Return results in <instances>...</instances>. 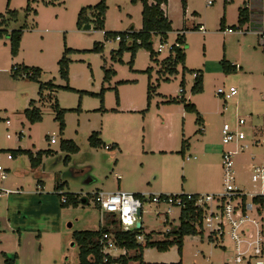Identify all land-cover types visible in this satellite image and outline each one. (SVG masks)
Here are the masks:
<instances>
[{
	"label": "rangeland",
	"instance_id": "obj_1",
	"mask_svg": "<svg viewBox=\"0 0 264 264\" xmlns=\"http://www.w3.org/2000/svg\"><path fill=\"white\" fill-rule=\"evenodd\" d=\"M100 1L0 0L4 27L9 31L25 27L21 54L16 58L12 57L9 38L0 39V165L7 175L3 182L0 179V186L17 190H0V264H7L2 251L15 260L14 264H76L80 249L73 233L97 230L108 222L107 217L102 220L95 202L94 193L99 190L144 194L143 234L152 233L155 240L164 239L165 233L179 224L180 208L173 206L168 211L167 204H158L151 196L221 192L224 189L222 151L231 147L222 141V126L224 123L233 126L238 118L247 121L241 130L246 134L244 143L248 146L236 156V183L247 191L264 193V180L253 182L249 168L252 163L264 165V130L261 131V127L264 129V45L255 30L238 32L240 27L251 24L250 20L244 24L239 21L242 0H212V4H208L209 0H187V7L182 0H168L164 7L173 30L158 57L168 56V45L185 29L186 61L178 66L176 74L164 71L160 74V65L151 60L150 51L144 48L132 63L129 51L121 61L115 55L119 41L106 39L103 29L95 24L91 30L84 28L86 24L79 28L80 13L85 10L89 14L91 7ZM106 4L104 30L142 27V3L106 0ZM10 10H17V15L13 16ZM224 18L226 26L222 28ZM199 23L205 26V32L194 28ZM225 27L236 31L224 32ZM95 42H103V52L91 50ZM160 42V36H156L153 49L157 50ZM66 46L82 50L68 55L72 59L69 83L61 78L58 64ZM223 61L229 65L227 71ZM17 62L39 66L43 73L38 80L15 76L12 67ZM149 67L154 70L151 80L145 71ZM105 68L116 71L111 84L117 89H108L102 102ZM195 70L203 74L201 93L193 92ZM46 82L77 90L60 87L55 90L54 98L38 101L40 85ZM150 83L154 89L149 105ZM221 86H235L238 94L225 103L216 94ZM183 87L185 91L181 93ZM116 91L123 106L137 105L139 110L121 109ZM182 96L197 105L204 127L198 122L197 113L182 115L183 103L168 102ZM31 100H37L42 110L40 122L31 123L25 117L24 111ZM54 101L61 108L70 109L65 114L63 131L55 119ZM95 131L102 140L98 146L90 141ZM53 135L56 143L50 141ZM66 139L79 146L78 152L62 149ZM184 139L189 146L185 153H180ZM114 142L119 144L118 148H106ZM24 148L49 149L51 153L35 169L29 155H15V150ZM67 155H70L68 159ZM43 185L46 190L40 194ZM60 192L89 196L88 202L62 206ZM15 217L21 232L9 227V219ZM249 226L253 229L252 223ZM121 253H124L122 249L111 251L114 256ZM235 253L229 237L212 240L206 231L186 236L181 255L177 246L168 251H160L156 246L145 249L143 258L153 264L179 260L183 264H245L234 261ZM128 264L139 261L130 259Z\"/></svg>",
	"mask_w": 264,
	"mask_h": 264
},
{
	"label": "trees",
	"instance_id": "obj_2",
	"mask_svg": "<svg viewBox=\"0 0 264 264\" xmlns=\"http://www.w3.org/2000/svg\"><path fill=\"white\" fill-rule=\"evenodd\" d=\"M133 4L141 2L143 5L142 10V28L140 30H136L134 27L130 28L126 31H110L104 30L106 13L108 10V6L106 4V0H101L97 5L91 7L90 13L87 14L85 10H83L78 18L77 25L78 27H82L85 24L92 23L97 27L102 28L104 31V35L106 39H115L117 34L125 35L127 32L130 33L131 39L127 41L125 39L119 41V48L115 50V55L119 57V60H122V56L126 51L131 52L132 59L130 63L134 61L136 54L141 48L147 49L150 51L151 60L158 63L160 65V71H164L165 74H176L178 73V66L180 64H184L186 61V54L184 51V47H176L171 50L168 56L163 59H159V52L153 49L154 39L156 36H160L162 42H166L169 38V32L173 30L172 21L166 16L164 9L162 8L163 4H167L168 0H131ZM183 5L187 7V0H182ZM27 10H30V6L27 7ZM13 16L17 15V10H10ZM2 14L0 18H2ZM239 21L241 24H244L249 21V11L246 6L240 8L239 12ZM5 20L2 18L0 21V39L4 37H8L10 41L11 54L13 57L19 55L21 41L25 33V27H20L18 29H13L9 31L4 27ZM221 26L224 27V20H221ZM185 35L178 37L177 39L181 40L183 43ZM95 52H103L104 44L103 42H95L94 47L91 49ZM82 51L81 49H75L71 47H65L63 55L61 59L58 61L59 64V72L60 76L67 83L70 82V63L72 59L68 57L69 54ZM115 56V58H116ZM224 71L229 69V65L226 61H223ZM232 67V65H230ZM13 74L15 76L21 75L23 77H27L31 80H38L39 76L43 73V69L39 66H28L25 64H14L12 67ZM186 68L184 67V71ZM149 74V79L152 78L153 67H149L145 70ZM197 72V76L195 77V83L193 85V92L201 93L204 90V82H203V74L200 70L193 71ZM116 71L110 68H105V76L103 83L106 85L103 86L100 95L103 96L104 93L108 89H117L116 86L111 85V81L115 76ZM184 83V80H183ZM68 88L72 90H77L69 85H56L53 82L41 83L39 89V100L43 101L46 98H54L55 90L57 88ZM154 89L152 83H150L148 88V104L150 105V101L152 98L151 91ZM47 93H44V92ZM185 88L183 87V92ZM87 92V91H83ZM182 92V93H183ZM116 95L119 101V94L116 91ZM37 100H31L30 106L25 109L24 114L25 117L31 122L36 123L43 120L42 110L39 106H37ZM56 103H52V108L56 113L55 119L60 124V129L63 131L66 127L65 122V114L68 110L66 108H61L57 101ZM168 102H180L183 103L184 108L187 112L197 113L199 116L198 122L202 125L203 118L200 116V112L198 111L197 105L194 102L187 101L184 96L181 99L175 98L170 99ZM99 132L95 131L91 137L90 141L92 145L98 146L101 145L102 140L97 136ZM189 146V142H186V139L182 142V148L180 153H185L186 149ZM114 147V146H113ZM111 149L112 147L109 146ZM62 149L64 151H68L71 153H76L79 150V146L70 139L63 140ZM26 154L29 155L31 164L33 168H38L42 162L44 156H48L51 153V150H39L37 153H33L29 149H17L15 150L16 154ZM12 155V154H11ZM13 156V155H12ZM70 155H67V159ZM137 194V193H136ZM137 195H142L138 193ZM59 196L61 198L62 206H70V205H79L82 202H88V197L82 194L76 193H64L60 192ZM65 196L66 200L63 201L62 197ZM258 200L264 203V198L259 197ZM97 205V203H96ZM98 206V205H97ZM99 207V206H98ZM108 222L106 225L101 226L97 230H77L73 233V240L76 245L80 249L79 260L76 264H105L107 262H121L122 264H128L130 259H134L135 261H139V264H153L149 262H145L143 260V253L146 248L156 247L160 251H168L171 247L177 246L178 253L181 255L183 251L184 239L188 235H198L203 234L200 230H198L193 222L194 214H193V206L189 205L180 210L179 215V224L177 227L167 231L165 233V238L162 240H155L153 238L152 233L143 234L142 226L140 228H135L130 231H124L121 229L118 220L114 214H107ZM105 231H112L115 234L117 245L120 248L126 249L127 253L113 256L109 254H104L102 251L100 239ZM144 235V242H139L137 240L138 235ZM133 250L134 254L129 256L128 251ZM3 255L6 258L7 264H14V259L10 257L6 252L2 251ZM161 264H183L182 260L171 263H161Z\"/></svg>",
	"mask_w": 264,
	"mask_h": 264
},
{
	"label": "built area",
	"instance_id": "obj_3",
	"mask_svg": "<svg viewBox=\"0 0 264 264\" xmlns=\"http://www.w3.org/2000/svg\"><path fill=\"white\" fill-rule=\"evenodd\" d=\"M212 3V0L208 1V4ZM250 18L251 24L244 28L240 27L238 32L244 33L249 29L255 30L261 36L262 44L264 45V2L259 9L252 11ZM198 29L203 32L206 30L204 25H199ZM235 31L232 27H225L224 29V32L228 33ZM185 33V29L179 31L178 37L185 35ZM115 39L117 41L123 39L130 41L131 36L127 32L125 35L117 34ZM166 46L161 41L155 51L160 53ZM182 46L183 42L177 39L174 43L168 45V50L171 51L176 47ZM235 66L236 68L239 67V65ZM193 74L194 77L197 76V72ZM180 92H183V88H181ZM216 94L221 96L227 103L230 98L238 94V90L235 86H221L217 89ZM246 123V119L238 118L233 126L228 123H224L222 126V141L224 144L231 145V147L222 151V184L224 189L221 192L158 193L153 194L151 200L158 204H167L169 206L168 211L173 206L179 207L180 210L189 205L193 206V222L198 230L203 233L207 231L209 238L212 240L229 237L233 241L236 251L233 256L235 262L264 264L263 204L258 200L259 197L264 198L263 190L261 192H250L236 183V156L248 146L244 143L246 134L241 130V127ZM50 141L51 143L56 142L54 135ZM106 148H109V146H106ZM8 157L13 158L11 154H8ZM249 168L252 172L253 182L264 180V165L252 163ZM6 177V172L0 165V179L2 182ZM117 177L120 178V176ZM6 190L8 192L17 191ZM94 195L95 202L102 212V220L107 217V214H114L122 230L130 231L137 228V222L142 219L144 194L137 195L124 190H99ZM62 200L65 201L66 197L63 196ZM139 210H141V214ZM249 223L253 224V229L249 226ZM137 240L144 242V235H138ZM100 243L104 254L112 255L111 250L118 247L115 234L112 231L103 232ZM223 247L225 248V245ZM118 263L107 262L105 264Z\"/></svg>",
	"mask_w": 264,
	"mask_h": 264
},
{
	"label": "crops",
	"instance_id": "obj_4",
	"mask_svg": "<svg viewBox=\"0 0 264 264\" xmlns=\"http://www.w3.org/2000/svg\"><path fill=\"white\" fill-rule=\"evenodd\" d=\"M226 1H228V0H226ZM232 1V0H231ZM263 2H264V0H242V2H241V5H240V7H239V9L241 8V7H243V6H246L247 8H248V11H249V17L251 16V13H252V11H256V9H259V7L260 6H262V4H263ZM139 3H141V2H139ZM139 3H136V5H138ZM164 5L165 4H163L162 5V8L164 9V11H165V13H166V16L169 18V16L167 15V12H166V10H165V7H164ZM239 18V17H238ZM224 20V25L226 26V24H225V18L223 19ZM249 20H251V18L249 19ZM90 24H92V23H90ZM143 25V24H142ZM195 25V24H194ZM199 25H203V24H201V23H199V24H196L195 26H194V28H198V26ZM249 26V25H248ZM104 27H105V24H104ZM134 26L132 25L131 26V28H133ZM135 28V27H134ZM142 28V27H141ZM140 28V29H141ZM188 28H190V25H188ZM187 28V29H188ZM92 29V28H91ZM90 29V30H91ZM139 29V30H140ZM106 30H108V29H106ZM103 34H104V32H103ZM75 49H78V48H75ZM20 50H21V46H20ZM19 54H21V52H19ZM19 56V55H18ZM13 57V56H12ZM17 57V56H16ZM16 57H13V58H16ZM14 64H25V65H28V66H31V65H29V64H26L25 62H17V63H14ZM43 69V68H42ZM154 71V70H153ZM153 71H152V73H153ZM152 73H151V75H152ZM159 73H160V69H159ZM161 74V73H160ZM70 79H71V77H70ZM112 85V84H111ZM113 86V85H112ZM118 94H119V91H118ZM118 103H119V107L121 108V109H123L124 108V110H127V111H138L139 110V108L140 107H137V105H132V106H130V105H126V106H123L122 105V100H121V97H120V94H119V101H118ZM66 109H68V108H66ZM187 111L185 110V108L182 110V115H185V113H186ZM189 113V112H188ZM202 118H203V116H202ZM202 126L204 127L205 126V121H204V118H203V120H202ZM204 130V129H203ZM262 130H264V129H262V127H261V131ZM56 143V142H55ZM113 146L114 147H116V148H118L119 147V144L117 143V142H114V144H113ZM113 146H110V147H113ZM24 149H26V148H24ZM108 149H110V148H108ZM29 150H31L33 153H37L39 150H32V149H29ZM45 158V157H44ZM43 158V159H44ZM36 169V168H35ZM38 174V173H37ZM117 176H120V178H118L119 180L120 179H122V176L120 175V174H116ZM2 188H4V189H8V188H5L4 186H2ZM2 188H1V186H0V190H2ZM43 189L40 191V189H38L39 191H40V194H43L44 193V191L46 190L45 189V185H43V187H42ZM11 190H14V189H11ZM138 194V193H137ZM141 194V193H140ZM49 199H53L52 197L53 196H47ZM180 215V214H179ZM14 216H15V214H14ZM264 218V217H263ZM19 219V218H18ZM178 219H179V217H178ZM9 227L12 229V230H14V231H19V232H21L20 230H22L21 229V227L19 226V223H18V220H17V218L15 217V219H9ZM115 249H118V250H123V252L124 253H121V254H119V255H122V254H125V253H127V251H126V249H124V248H120V247H117V248H115ZM147 249V248H146ZM112 251V250H111ZM145 251V250H144ZM4 252H6V251H4ZM134 254V251L133 250H130V251H128V255L129 256H131V255H133ZM144 254V253H143ZM118 255V256H119ZM114 256V255H113ZM143 260H144V258H143ZM145 261V260H144ZM146 262V261H145ZM174 262H177V261H174ZM163 263H166V262H163Z\"/></svg>",
	"mask_w": 264,
	"mask_h": 264
},
{
	"label": "water",
	"instance_id": "obj_5",
	"mask_svg": "<svg viewBox=\"0 0 264 264\" xmlns=\"http://www.w3.org/2000/svg\"><path fill=\"white\" fill-rule=\"evenodd\" d=\"M86 30H90L92 28V24L88 23L84 27ZM139 213L141 214V210H139ZM142 226V222L138 221L137 222V228H140Z\"/></svg>",
	"mask_w": 264,
	"mask_h": 264
}]
</instances>
